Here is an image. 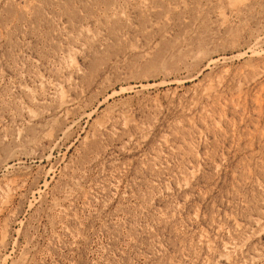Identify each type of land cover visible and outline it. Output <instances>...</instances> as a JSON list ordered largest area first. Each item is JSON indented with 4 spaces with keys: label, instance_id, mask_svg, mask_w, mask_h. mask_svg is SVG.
Returning a JSON list of instances; mask_svg holds the SVG:
<instances>
[{
    "label": "rangeland",
    "instance_id": "obj_1",
    "mask_svg": "<svg viewBox=\"0 0 264 264\" xmlns=\"http://www.w3.org/2000/svg\"><path fill=\"white\" fill-rule=\"evenodd\" d=\"M0 264H264V0H0Z\"/></svg>",
    "mask_w": 264,
    "mask_h": 264
}]
</instances>
